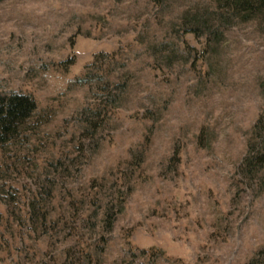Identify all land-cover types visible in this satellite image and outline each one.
Instances as JSON below:
<instances>
[{"label": "rangeland", "instance_id": "rangeland-1", "mask_svg": "<svg viewBox=\"0 0 264 264\" xmlns=\"http://www.w3.org/2000/svg\"><path fill=\"white\" fill-rule=\"evenodd\" d=\"M0 264H264V6L0 0Z\"/></svg>", "mask_w": 264, "mask_h": 264}, {"label": "trees", "instance_id": "trees-1", "mask_svg": "<svg viewBox=\"0 0 264 264\" xmlns=\"http://www.w3.org/2000/svg\"><path fill=\"white\" fill-rule=\"evenodd\" d=\"M235 9L250 13L253 7L264 6V0H233ZM37 110L35 101L20 94L0 96V146L19 136V129L25 125Z\"/></svg>", "mask_w": 264, "mask_h": 264}]
</instances>
